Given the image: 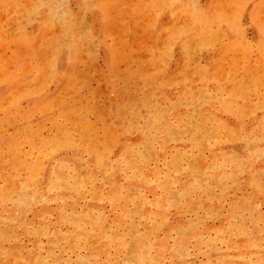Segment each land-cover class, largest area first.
<instances>
[{"label":"rangeland","instance_id":"obj_1","mask_svg":"<svg viewBox=\"0 0 264 264\" xmlns=\"http://www.w3.org/2000/svg\"><path fill=\"white\" fill-rule=\"evenodd\" d=\"M0 264H264V0H0Z\"/></svg>","mask_w":264,"mask_h":264},{"label":"bare ground","instance_id":"obj_2","mask_svg":"<svg viewBox=\"0 0 264 264\" xmlns=\"http://www.w3.org/2000/svg\"><path fill=\"white\" fill-rule=\"evenodd\" d=\"M84 1V0H83ZM36 9V8H35ZM229 19V18H228ZM52 22V21H51ZM70 24V23H69ZM204 24V23H203ZM211 29V28H210ZM64 40V39H63ZM78 40V39H77ZM74 46V45H73ZM113 50V49H112ZM68 53V52H67ZM70 65V64H69ZM68 70V69H67ZM72 78V77H71ZM65 107V106H64ZM68 110V109H67ZM255 120V119H254ZM158 125V124H157ZM74 127V126H73ZM77 129V128H76ZM75 129V130H76ZM83 138V137H82ZM247 142V141H246ZM51 143H53V142H51ZM139 145V144H138ZM130 147V146H129ZM35 148V147H34ZM104 148V147H103ZM135 148V147H134ZM263 148V147H262ZM98 149V148H97ZM35 150H37V149H35ZM100 151V150H99ZM222 151V150H221ZM128 152V151H127ZM119 159V158H118ZM124 160V159H123ZM28 162V161H27ZM33 165V164H32ZM32 165H31V167H32ZM58 172V171H57ZM60 175V174H59ZM58 175V176H59ZM57 178V177H56ZM49 179V178H48ZM78 234V233H77Z\"/></svg>","mask_w":264,"mask_h":264}]
</instances>
